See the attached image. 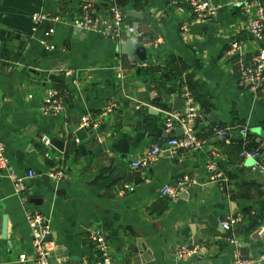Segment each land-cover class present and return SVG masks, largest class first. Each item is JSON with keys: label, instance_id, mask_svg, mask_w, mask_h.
Returning <instances> with one entry per match:
<instances>
[{"label": "crops", "instance_id": "0c3cea01", "mask_svg": "<svg viewBox=\"0 0 264 264\" xmlns=\"http://www.w3.org/2000/svg\"><path fill=\"white\" fill-rule=\"evenodd\" d=\"M209 1L216 14L199 17L189 0H110L124 14L116 41L76 30L79 0H0V142L24 154L19 161L7 153L9 166L0 176V264H36L26 210L49 218L50 262H95L90 232L97 228L105 234L112 264H198V255L176 258L181 245L197 247L204 264H230V236L240 240L250 264H261L264 171L241 152L258 153L264 167V95L244 86V61L228 57L226 49L235 39L248 56L264 47V39L247 31L243 0ZM258 1L264 14V0ZM34 13L47 18L34 23ZM98 13L106 15L102 2ZM127 25L136 33L130 35ZM49 26L53 49L41 42ZM131 38L146 48L141 64L127 48L119 49ZM60 68L82 71L67 77L55 73ZM184 86L198 101V145L165 150L154 163L132 169L131 160L170 136L163 110L182 106L175 98ZM50 91L63 97V113L40 111ZM84 119L97 125L84 127L86 136L77 141L75 124L82 127ZM220 128L227 133L214 132ZM52 137L82 142L84 153L60 152L43 141ZM210 164L218 173L215 180ZM52 168L63 173L49 181L61 182L58 195L37 172ZM29 169L35 176L27 177ZM11 174L22 177L27 190L16 192ZM179 180L187 183L184 196L183 190L175 198L160 193L162 185ZM228 216L240 220L226 231L220 220Z\"/></svg>", "mask_w": 264, "mask_h": 264}, {"label": "built area", "instance_id": "2783aa9c", "mask_svg": "<svg viewBox=\"0 0 264 264\" xmlns=\"http://www.w3.org/2000/svg\"><path fill=\"white\" fill-rule=\"evenodd\" d=\"M102 0H79V15L74 19L73 25L84 31H91L99 33L108 39L118 41L123 33L124 14L122 8L108 3L106 6V15L98 13V5ZM191 9L199 17L214 16L217 11V6L212 4L209 0H189ZM240 8L245 20L247 22V31L257 40L264 39V14L262 7L258 0H243L240 3ZM45 15L34 13L32 19L34 23L46 19ZM57 18L52 19L55 23ZM126 31L131 35L136 33L135 28L131 25L126 26ZM53 32V26H49L44 31V38L42 44L48 49H53L54 46L48 43V37ZM226 55L230 58L238 57L244 61V69L241 74L242 83L255 94L264 95V47L257 50L251 55H246L242 52L240 42L238 40H231L227 44ZM82 69L60 68L55 71L61 76L77 75ZM182 106L179 109H165L163 110V127L170 136L164 140L151 144L144 152L137 158L131 160L129 165L132 169H140L147 165L154 163L165 150L172 153H177L180 150L194 149L198 145V141L194 136V128L199 116L198 101L192 91L184 86L181 89ZM111 104L104 109L109 111ZM40 111L47 116H54L65 111V102L63 97L56 91H50L40 103ZM82 127H94L97 125V120L84 119L81 123ZM182 131L181 135H176L175 129ZM220 135L227 133V128H220L214 131ZM240 132L245 134L246 127L240 128ZM43 141L49 142V139L43 138ZM244 157H250L255 161L254 167L260 171H264L263 165L259 162V154L250 152L244 149L241 152ZM9 158L6 148L0 142V176H2L8 169ZM208 169L212 171L211 179H216L218 173L213 164H210ZM49 176L52 178H62L63 173L55 168L48 170ZM15 181L16 192H24L27 190L26 185L22 181V177L10 175ZM35 176V171L29 169L27 177ZM187 186L186 180H179L172 184H164L160 188V193L169 198H175L177 194L184 190ZM22 202H26V197L21 196ZM26 221L32 236V248L34 253V261L36 264H51L49 258V247L46 237L50 234L51 228L48 216L38 210H26ZM240 220L239 216H228L220 220L224 230H231L233 226ZM259 233L264 238V225L261 226ZM90 239L98 252V258L91 264H112V259L109 252V245L105 234L100 229H94L90 232ZM229 243L233 245L232 261L230 264H250L251 259L243 256L239 250L240 240L235 236L226 238ZM198 254V248L195 246L181 245L175 250L176 258H189ZM20 261L25 260V256H19ZM264 264V254L258 260Z\"/></svg>", "mask_w": 264, "mask_h": 264}, {"label": "water", "instance_id": "95a60500", "mask_svg": "<svg viewBox=\"0 0 264 264\" xmlns=\"http://www.w3.org/2000/svg\"><path fill=\"white\" fill-rule=\"evenodd\" d=\"M102 3L104 4V6H107L108 3H110V0H102ZM134 27V26H133ZM77 31H81L80 28L75 27ZM135 28V27H134ZM135 34V33H134ZM128 49L127 50V54L130 56L135 55V59L137 60L136 62H138L139 64L142 63V61L146 58V48L141 44V42H139L136 38H131L129 40L128 43H123L120 44L119 49L124 50V49ZM145 85H146V90H148L149 92L152 93V89L150 88V85L145 81ZM154 96H156L155 93H153ZM182 102V98L180 96H177L175 98V103H181ZM176 105V104H175ZM178 106H174L173 109H178ZM212 119V117H210ZM211 122H217V120H210ZM75 136H76V140L77 141H82L86 134L85 132L86 129L84 127H80L79 123L75 124ZM182 131L178 128L175 129V134L176 135H181ZM49 144L56 148L57 150H59L60 152H68V151H73L74 149H78L79 152L84 153V145L82 144V142H77L75 143L74 141H66V140H62L56 137H52L49 140ZM6 151L8 154L14 155L19 161H21L24 158V154L23 151H20L18 149H15L13 151L9 150L8 148H6ZM38 174L40 176H42V178H44L45 180V185L52 191V193L58 195L60 193H62V189L58 188V185L61 183L58 181H53V183H49V181H51L50 176L48 171L43 172V171H37ZM188 189H184L183 191H181V196H184V194H186ZM29 201H32L34 203H40V198H36V197H31L29 199ZM5 218L3 219V228H5ZM51 236H47V239H50ZM204 249V247H203ZM198 255V256H197ZM197 261L198 264H204L201 260V256L199 255V253L197 254ZM51 264H70L69 261H62V262H56V261H51Z\"/></svg>", "mask_w": 264, "mask_h": 264}]
</instances>
